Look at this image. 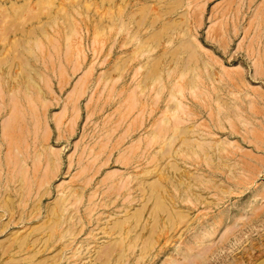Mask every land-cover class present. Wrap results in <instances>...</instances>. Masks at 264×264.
<instances>
[{"label": "rangeland", "instance_id": "rangeland-1", "mask_svg": "<svg viewBox=\"0 0 264 264\" xmlns=\"http://www.w3.org/2000/svg\"><path fill=\"white\" fill-rule=\"evenodd\" d=\"M0 264H264V0H0Z\"/></svg>", "mask_w": 264, "mask_h": 264}]
</instances>
